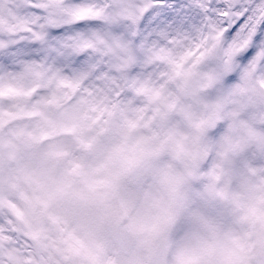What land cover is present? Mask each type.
<instances>
[{
    "label": "snow or ice",
    "instance_id": "1",
    "mask_svg": "<svg viewBox=\"0 0 264 264\" xmlns=\"http://www.w3.org/2000/svg\"><path fill=\"white\" fill-rule=\"evenodd\" d=\"M182 222L264 264V0H0V264H169Z\"/></svg>",
    "mask_w": 264,
    "mask_h": 264
},
{
    "label": "clouds",
    "instance_id": "2",
    "mask_svg": "<svg viewBox=\"0 0 264 264\" xmlns=\"http://www.w3.org/2000/svg\"><path fill=\"white\" fill-rule=\"evenodd\" d=\"M121 159L114 160L111 167H119ZM167 163V161H166ZM162 165L161 167H165ZM183 189H181L182 191ZM142 196L137 206L130 212L131 215H139L145 224L150 225L153 218L163 216L171 206L168 185L164 182L163 176L155 178L149 177L145 180L141 189ZM147 196V199L144 196ZM127 221H124L126 223ZM146 233H138L135 237L137 241H142ZM208 241L207 233L201 231L198 227L187 223H180L171 232L172 247L168 254L169 264H174L176 255L179 251H185L191 255L200 258L202 264H215L219 258V252L202 254L201 249ZM130 256L144 257L146 264L151 257L146 253L143 247L134 246L129 253Z\"/></svg>",
    "mask_w": 264,
    "mask_h": 264
}]
</instances>
